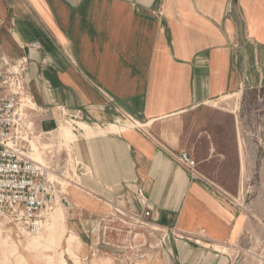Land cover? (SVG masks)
Masks as SVG:
<instances>
[{"label":"crops","instance_id":"0c3cea01","mask_svg":"<svg viewBox=\"0 0 264 264\" xmlns=\"http://www.w3.org/2000/svg\"><path fill=\"white\" fill-rule=\"evenodd\" d=\"M1 4V51L29 57L28 90L40 133L58 129L63 112L76 117L70 145L75 184L67 208L79 261L67 253L68 263L240 264V253L219 249H228L225 241L242 223L239 206L218 190L230 165L225 143L218 125L203 127L197 117L210 112V103L241 100L229 141L238 179L239 126L245 130L255 117L257 94L264 104V0ZM124 114L141 125L113 129ZM257 126L261 143L255 147L264 164V106ZM182 151L196 159L199 178L176 158ZM112 203L149 210L151 222L176 232L144 230L134 242L145 246L134 257L124 249L132 234L101 225ZM200 229L214 243L195 239Z\"/></svg>","mask_w":264,"mask_h":264},{"label":"rangeland","instance_id":"374dc122","mask_svg":"<svg viewBox=\"0 0 264 264\" xmlns=\"http://www.w3.org/2000/svg\"><path fill=\"white\" fill-rule=\"evenodd\" d=\"M1 8L2 4L0 0V9ZM35 44H38L39 47V43ZM240 106L241 100L238 98L210 103L205 108L210 110V112L201 111L200 115L197 117V122L203 123V127L212 124L218 125V130H220L218 134L225 143L223 150H225L228 161L230 162V165H228V168H226V171L223 173L228 177L222 181L225 187L218 188V190L222 191L227 198L233 202V205H238L241 210L238 214L242 217L241 226L239 229H236L233 239L231 238L225 241L226 244L224 245L228 247V249L220 247L219 249L229 254L240 253V264H264V164L255 147V145L258 144L259 136H257V120L264 104L259 100L257 94L255 104L251 110L255 112V117L250 115L248 120L249 123L245 130L242 129L241 125L239 126L240 141L243 147V166L242 172L237 179L234 177L236 176L235 171H232V162L235 158L229 141L233 138L232 127L235 125V119L236 116L238 117ZM204 113L213 115H205ZM75 120L76 118L69 119L66 117L60 123L58 129L52 133L43 134L39 132L30 140V145L31 142H33L39 147L40 154L39 157H37L38 160L45 164L49 163L55 169L56 173H53L55 175L52 176L54 179L56 178L55 176H58L56 180L61 184L58 187L60 190L59 202L53 209L44 211L41 215L45 223L48 218L47 216L54 212L60 205L65 206V227L67 230L64 237H62L63 239L58 241L57 238H50L49 235L46 234V226L44 223L43 225L45 228L42 225V231L40 230L39 233H36L12 221L10 219L11 217L4 218L0 222V226L3 227V234L1 233L0 238H12V241L15 243L14 248L16 249V253H22L26 258L27 261L24 258L25 264H62L61 259L68 263L65 256L67 253L74 261H79L75 253V247L79 239L75 233L68 235V228L70 229V214L65 203L69 197L68 190L75 184V164L70 151L71 142L77 137L73 132L76 127ZM120 123L124 124V121ZM114 124L121 127L117 123ZM63 125L69 129L71 128V133L65 134L66 132L64 133L62 128ZM249 139L251 142L248 141ZM202 231L204 230L200 229L198 231L199 236L195 239L205 244L214 243L211 237L207 236L204 238ZM40 234L45 235L41 237L39 236ZM72 238H75V242L70 241ZM138 241L139 240L135 243L139 244ZM130 245V240H128V246ZM18 261V255L15 253L12 254L9 251H4L0 246V264H19Z\"/></svg>","mask_w":264,"mask_h":264},{"label":"built area","instance_id":"2783aa9c","mask_svg":"<svg viewBox=\"0 0 264 264\" xmlns=\"http://www.w3.org/2000/svg\"><path fill=\"white\" fill-rule=\"evenodd\" d=\"M34 46L38 47V44ZM29 64L27 55L12 59L1 51L0 46V222L11 217L12 221L32 232H39L43 224L41 214L59 202L58 187L61 184L56 180L58 176L55 179L52 176L55 169L49 163L37 160L30 145V140L40 131L34 116L36 104L28 90ZM63 116L76 118L65 112ZM123 118L124 124L117 123L123 128L140 126L129 114H124ZM176 158L192 177L199 178L198 163L189 152L182 151ZM138 194L142 197L141 204H145L142 191L139 190ZM112 204L113 210L101 220V225L103 229L118 225L132 234L131 245L124 249L131 250L129 253L134 257L139 256L145 246L134 242L144 230L152 234L174 235L176 232L151 222L149 210L136 211Z\"/></svg>","mask_w":264,"mask_h":264},{"label":"bare ground","instance_id":"6f19581e","mask_svg":"<svg viewBox=\"0 0 264 264\" xmlns=\"http://www.w3.org/2000/svg\"><path fill=\"white\" fill-rule=\"evenodd\" d=\"M233 96V95H232ZM229 98H230V96H229ZM228 98V99H229ZM238 98V97H237ZM225 99V98H224ZM237 100V99H236ZM227 101V100H226ZM223 103V102H222ZM226 104V103H225ZM236 109V108H235ZM139 125H141V123H139ZM69 126V125H68ZM84 127V128H88V126L86 125V124H83V123H81L80 125H79V127ZM143 127V126H142ZM62 128H63V130H64V133L65 134H69V133H71V128L69 129L68 127H66L65 125H63L62 126ZM112 128L113 129H115V128H117V126H116V124H112ZM31 147H32V150L34 151V156H36L35 158L38 160V158L37 157H39V154H40V152H39V147H38V145L37 144H35V143H33V142H31ZM38 155V156H37ZM40 161V160H39ZM47 216V215H46ZM48 218H47V220H46V222L44 223V225L46 226V228L44 227V225H43V227L45 228V231H46V234L47 235H49V237L50 238H53V239H55V238H57V240L59 241V240H62L63 238L62 237H64V235H65V232H66V227H65V221H66V213H65V206L64 205H60L54 212H52L49 216H47ZM42 228V227H41ZM22 229V228H21ZM24 230V229H23ZM2 231H3V227L2 226H0V236H1V233H2ZM42 231V230H41ZM44 231V232H45ZM27 232V231H26ZM25 232V233H26ZM40 232V231H39ZM39 232H36V233H39ZM3 234V233H2ZM43 235H45V234H40L39 236H41V237H43ZM38 236V235H37ZM37 236H35V237H37ZM35 237H33V238H35ZM72 237V236H71ZM2 238H4V237H2ZM70 241H72V242H75V238H72ZM0 246H1V248H3L4 249V251H9L10 253H15L16 255H18L19 256V261H18V263L19 264H25L26 262H25V260H24V256H23V254L22 253H19L18 252V254L16 253V249L14 248L15 247V243L12 241V238L10 237V238H8V237H6V238H4V239H1L0 238ZM220 248H224V247H220ZM225 249V248H224ZM61 261H62V264H68V263H66L65 262V260H63V259H61Z\"/></svg>","mask_w":264,"mask_h":264},{"label":"water","instance_id":"95a60500","mask_svg":"<svg viewBox=\"0 0 264 264\" xmlns=\"http://www.w3.org/2000/svg\"><path fill=\"white\" fill-rule=\"evenodd\" d=\"M65 203H66V206H68V202H67V201H65Z\"/></svg>","mask_w":264,"mask_h":264}]
</instances>
